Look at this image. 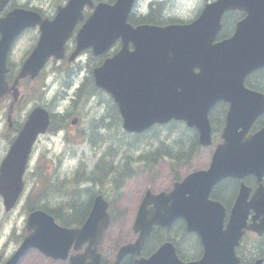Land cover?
<instances>
[{"label":"water","instance_id":"obj_1","mask_svg":"<svg viewBox=\"0 0 264 264\" xmlns=\"http://www.w3.org/2000/svg\"><path fill=\"white\" fill-rule=\"evenodd\" d=\"M135 1L118 0L95 7L91 0H70L50 23L43 22L34 12L18 10L19 20L10 24L8 15L0 21V96L6 87V57L21 31L41 24L44 35L24 64L16 84L27 76L35 78L49 57L63 58L64 43L82 20L83 8L86 5L95 8L79 31L73 55L92 48L94 55L99 56L114 41L122 39V50L95 68L93 75L97 87L111 94L117 103L127 132L142 133L157 124L183 121L197 129L200 144L208 146L212 137L209 114L216 104H229L222 135L224 143L218 146L209 169L188 175L174 185L171 193H146L133 226L138 239L120 249L115 264L129 254H141L154 226L169 228L178 219L185 220L188 230L201 239L202 259L184 263L174 245L165 243L149 259L135 264H239L236 248L246 232L264 234V128L249 135L253 124L264 114V96L245 86L248 75L264 68V0H218L207 5L192 24L134 28L128 18ZM231 11L246 15L236 25L232 37L215 42L223 29L224 16ZM69 16L71 21L66 23ZM48 32L61 39L58 45H48L45 40ZM48 123V113L37 109L4 162L0 194L8 210L23 190L33 143L38 134L46 131ZM251 175L258 184L254 191L244 182ZM226 178L243 180L227 222V209L210 197L214 186ZM108 207L98 197L84 226L72 231L61 229L47 214H32L29 230L34 232L6 264H19L31 248L54 259H66L72 242H76V250L89 242V264H102L98 245L111 222ZM252 211L255 215L249 225ZM41 224L43 229L39 227ZM71 264H76L75 260ZM77 264L84 262L79 258Z\"/></svg>","mask_w":264,"mask_h":264},{"label":"flooded vegetation","instance_id":"obj_2","mask_svg":"<svg viewBox=\"0 0 264 264\" xmlns=\"http://www.w3.org/2000/svg\"><path fill=\"white\" fill-rule=\"evenodd\" d=\"M69 1L0 0V20L5 19L9 15L10 24H12L19 20L17 11L24 9L33 11L41 17L43 22L50 23L57 18L58 11L67 6ZM92 1L95 5L102 2H112V0ZM146 1L139 16L136 17L138 21L134 22L135 26H141L142 24L158 25L149 23L148 18H154L156 21H167L169 19L173 0ZM201 1L202 4L198 10L202 9L207 3L216 0H210L209 2ZM14 12L16 13L12 15ZM92 13L93 8L89 5L83 8L82 20L74 26L72 34L64 43V58L57 59L55 56L49 57L35 78L27 76L16 84L25 62L29 59L44 35L41 24L28 27L21 31L13 42L12 48L6 57V87H4L3 94L0 96V175L5 159L9 155L14 143L18 140L31 115L37 109H43L49 114V123L46 131L38 134L33 143L24 174L25 189L15 206L8 211L5 207L4 198L0 195V220H2V224L8 225L10 216H14L13 227H8V235L4 243L1 241L4 235V228H0V256L2 257L0 264H4L17 251L24 239L32 233L28 229V219L31 214L37 211H43L53 216L61 227L76 229L84 225L97 198L95 192L89 190V187H61L62 184L57 179H52L54 187H41L43 180L34 182L30 179V177L37 178L38 174L42 172L44 164L48 166L44 161V153H41L43 144L52 143L61 136L64 137L65 142H74L78 138L87 135V132L79 130L81 115L78 109L83 104L87 102L91 103V106L94 105L100 112V116L107 118L113 123L116 122V112L112 113L109 111V102L112 101L115 105V102L110 96L106 92L100 91L89 93V78L91 77L89 69L91 64L97 60V58H93L92 50L88 49L79 54L75 58V61L72 60V55L78 44L79 31L89 20ZM70 21L71 17L69 16L66 19V23ZM235 27H233V31ZM56 37V33L48 32L46 33L45 40L49 46H56L61 41V39H57ZM1 39L2 35L0 33V42ZM121 49L122 41L120 39L114 41L105 54L101 56L102 60L105 62L107 59H111ZM130 49L133 50L134 47L130 45ZM245 86L248 90L264 96V72H255L249 77L247 76ZM65 102L69 103L67 107H63V103ZM75 120H77L76 123H74ZM99 126V124H96V128ZM93 128L94 126L90 123V129L92 130ZM93 136L95 135L93 134ZM45 177L47 180L50 179V176L45 175ZM246 181L249 187H257L255 176H249L246 178ZM234 182L238 185L237 187ZM222 183L214 186L216 188L211 193V197L214 198L216 190H223ZM225 183L230 185L229 195L232 197L236 195V199L240 180L234 178L227 180ZM30 185H33V187L29 188ZM100 190L104 195V191L108 190V187H101ZM89 192L92 194L89 195ZM233 203L231 204L230 202L231 205L223 204L230 209ZM39 227L43 229L44 224H41ZM175 245L178 246V254L180 256L184 245ZM258 245H260V242ZM88 248V242L80 250H76L75 244H73L69 249L68 258L66 259L54 260L43 255L41 256L45 264H71L72 259L77 264L79 258L83 260L84 264H89L90 258L87 255ZM32 251L36 250H31L27 256ZM262 251V255L257 254L259 258H264V240L262 242ZM152 253L153 251H148L146 248H143L140 255H127L120 264H135L137 260L149 258ZM115 255V253L111 255L102 254V264H114L116 260ZM83 256H85L84 259H82ZM251 264H253V260Z\"/></svg>","mask_w":264,"mask_h":264},{"label":"rangeland","instance_id":"obj_3","mask_svg":"<svg viewBox=\"0 0 264 264\" xmlns=\"http://www.w3.org/2000/svg\"><path fill=\"white\" fill-rule=\"evenodd\" d=\"M202 4L201 0H174L173 2V13L178 17H181L184 20H188L196 14L198 9ZM68 102L63 103V107L68 106ZM93 105V104H92ZM80 107V106H79ZM78 112L81 115V123L79 126V130L83 132H90V123L94 122L100 114V112L93 106L91 103L87 102L82 105ZM100 133H103L102 131ZM89 135L82 136L78 138L74 142H65L64 137L61 136L58 139H55L52 143H45L42 145L41 153H44V161L48 166L44 164V168L42 172H40L37 178L30 177L31 181L40 182L42 180V176H50L51 179L60 180V183L64 186L68 184V179L80 168L85 167L89 170L93 169L94 164L99 160L102 154L107 151L109 147L117 149V144L106 142L100 148L95 150V147L90 145L85 141L86 137ZM90 138V137H89ZM95 141H97L98 146L102 141V137L95 135L92 137ZM123 135L121 132L114 131L112 132V138L114 141L118 139H122ZM134 137L129 138V140H133ZM148 142H143V144L139 145L133 151V155L140 156L144 153H148L150 149ZM127 144H125V149L127 150ZM208 155L204 154L200 161L195 165V168L204 169L208 166ZM137 166L143 167L142 163H138ZM191 168L185 169L179 172V177L183 179L185 175L189 172ZM182 170V169H181ZM153 174L156 175L155 179H157L156 184H150V182L145 177L135 178L128 182L125 185L123 190L122 199H118L115 201L114 211H115V221L114 225L111 226L108 233L105 235L103 242L101 243L100 250L105 255L114 254L116 247L130 240V242L136 239L134 233L131 234L132 226L134 224V220L136 217V213L140 202L142 201L146 191L150 189L152 192L157 193L160 191L166 190L168 187L172 186V181L174 180L169 169V163L167 159H163L159 162V165L153 171ZM159 179V180H158ZM151 185V186H150ZM87 185H83L86 187ZM33 187V185H30ZM91 187V185H89ZM92 189H97V187H93ZM92 193L89 192V195ZM107 196L113 200L115 195L109 189L106 190ZM13 215L10 216V221L8 225L2 224V220H0V228H4V235L2 238V243L6 241V236L8 235V227H13ZM185 228H180L181 238H183L182 231ZM196 238L186 237L184 239V247L182 249V255L190 259L193 255L199 254L200 249L197 244H195L194 240ZM257 241L256 237L248 236L245 240L244 244H252ZM244 246V245H243ZM21 264H45L43 261V257L36 251H32L27 257L23 259Z\"/></svg>","mask_w":264,"mask_h":264},{"label":"trees","instance_id":"obj_4","mask_svg":"<svg viewBox=\"0 0 264 264\" xmlns=\"http://www.w3.org/2000/svg\"><path fill=\"white\" fill-rule=\"evenodd\" d=\"M112 2H114V0H112ZM185 21L186 20L175 16L167 21H156L154 18H148L149 23L158 25L183 23ZM130 22L132 23V19H130ZM95 91L98 90L91 77L89 79V93H94ZM109 108L112 113L116 112V116L118 117L119 113L117 107L109 102ZM113 130L116 131L117 128H110L108 137L103 140L104 143L111 141ZM98 132L99 130L97 129L95 133L98 134ZM133 137L134 139L132 141L125 138L122 141L113 143L117 144V149L109 147L89 172L82 175L80 174V171H77L76 173L78 174L76 176V181L79 182V180L82 179L77 184V187H79L82 182H91L93 185L92 187H115L117 190V199H121L125 185H127L132 179L152 173L159 161L166 158L173 170H180V164L182 162H184L185 167L190 168L195 166L200 152L204 150L199 145L197 131L186 127L182 129L181 124L176 122L167 126H155L150 131ZM89 142L93 147H97V141L93 138L90 137ZM143 142L149 143L148 145L150 149L148 150V153H144L138 157L134 156V149L143 144ZM127 143L128 148L126 150L125 144ZM138 163H142L143 167L137 166ZM237 186L238 185L236 184V187ZM62 187L70 186H64L62 184ZM228 189L229 187H225L224 190H216L214 193V199L225 204H230L232 201L230 198H232V196L227 194ZM180 226L183 228L182 225ZM180 232L181 231L178 228L177 234ZM192 236L194 235L186 232L183 238L175 239L169 232L167 233V231H162V229L156 228L148 243L149 247L150 243H154V248L160 246L165 241H175L177 245H184V239ZM194 242L200 247L197 239H195ZM199 254H196V256L193 255L191 258L195 259ZM182 258L185 259L183 256Z\"/></svg>","mask_w":264,"mask_h":264}]
</instances>
